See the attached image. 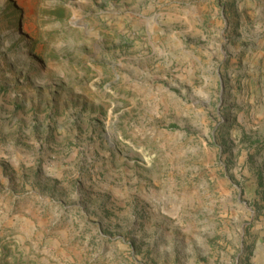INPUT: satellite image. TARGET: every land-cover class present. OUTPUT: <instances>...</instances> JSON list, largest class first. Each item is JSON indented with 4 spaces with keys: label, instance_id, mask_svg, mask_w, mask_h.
<instances>
[{
    "label": "rangeland",
    "instance_id": "obj_1",
    "mask_svg": "<svg viewBox=\"0 0 264 264\" xmlns=\"http://www.w3.org/2000/svg\"><path fill=\"white\" fill-rule=\"evenodd\" d=\"M0 264H264V0H0Z\"/></svg>",
    "mask_w": 264,
    "mask_h": 264
},
{
    "label": "crops",
    "instance_id": "obj_2",
    "mask_svg": "<svg viewBox=\"0 0 264 264\" xmlns=\"http://www.w3.org/2000/svg\"><path fill=\"white\" fill-rule=\"evenodd\" d=\"M7 134V132H5Z\"/></svg>",
    "mask_w": 264,
    "mask_h": 264
}]
</instances>
